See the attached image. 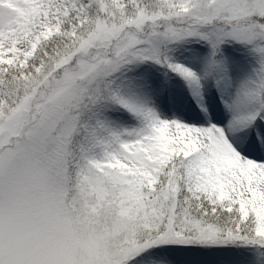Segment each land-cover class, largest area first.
<instances>
[{
	"label": "snow or ice",
	"instance_id": "obj_1",
	"mask_svg": "<svg viewBox=\"0 0 264 264\" xmlns=\"http://www.w3.org/2000/svg\"><path fill=\"white\" fill-rule=\"evenodd\" d=\"M0 264H264V0H0Z\"/></svg>",
	"mask_w": 264,
	"mask_h": 264
}]
</instances>
